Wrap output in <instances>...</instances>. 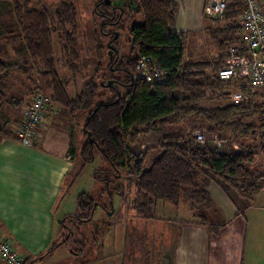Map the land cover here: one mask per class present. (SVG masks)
Instances as JSON below:
<instances>
[{"label": "trees", "instance_id": "obj_1", "mask_svg": "<svg viewBox=\"0 0 264 264\" xmlns=\"http://www.w3.org/2000/svg\"><path fill=\"white\" fill-rule=\"evenodd\" d=\"M3 1L10 4L20 27L28 60L22 64H8L3 61L0 49V112L8 104L17 107L25 102V97L9 99L6 94L10 75L21 73L32 88L21 116L39 91L48 105L54 103L62 107L71 120L81 115L78 122L83 119L80 125L85 142L80 156L85 162H92L97 151L110 165L115 177L121 178L122 173H126L132 179L134 201L141 200L140 205L145 209L155 208L158 202L178 207L186 201V214L191 213L196 218L195 223L209 227L212 234H217L222 227L209 223L205 216V210H210L207 190L210 182L225 194L235 192L248 202L264 191V174L255 168L258 158L264 157V118L261 117L264 104L245 107L232 103L228 97L231 83L217 77L230 47H236L240 56L245 54V31L240 20L245 11L242 1L226 0L221 21L204 18L209 24L206 32L214 46V56L192 61L184 56L187 35L175 28L177 4L173 0H134L135 8L128 10L121 7L118 10L117 5H113L116 0H108L109 4L105 3L107 0H95L94 12L102 21L100 30L107 35L110 45L106 49L95 40V65L82 55L77 12L72 2L63 1L49 7L43 0L35 4L33 0ZM114 10L117 15L108 18ZM136 17L140 22L125 28L123 24ZM109 27L112 31L106 33ZM125 29L128 51L120 55L118 30ZM142 57L150 60L148 67L159 70V82L146 83L137 79L136 66ZM78 79L84 82L79 91ZM39 81L43 91L38 87ZM108 81L114 85L107 87ZM69 93H75L74 97ZM210 102L212 106L207 107ZM189 118L200 123L194 129L200 128L206 134L221 138L232 137L244 153L221 152L199 145L190 134L166 135L154 147L142 148V136ZM8 124L0 123V138L17 141L11 131L13 124ZM242 140L252 144L243 145ZM257 140L261 141L258 149L254 147ZM154 150L159 152L156 158H152ZM76 200L77 213L63 217L59 223L61 232L66 230L67 235L46 252L22 264H34L61 245H67L75 232L66 222L89 223L96 206L107 208L86 194H79Z\"/></svg>", "mask_w": 264, "mask_h": 264}, {"label": "crops", "instance_id": "obj_2", "mask_svg": "<svg viewBox=\"0 0 264 264\" xmlns=\"http://www.w3.org/2000/svg\"><path fill=\"white\" fill-rule=\"evenodd\" d=\"M173 1L177 4L175 28L187 35L186 44L196 35L207 36L205 0ZM23 97L25 102L20 107L8 104L2 108L0 123L14 125L20 121L30 88ZM64 111L54 103L48 105L39 129L40 142L34 147L0 138V233L23 262L52 245L53 234L59 236L57 217L68 195L62 187L75 166L81 130V123ZM262 158L258 159L264 167ZM255 168L264 172L259 166ZM208 192L210 210H205V216L209 223L222 228L212 234L209 227H201L191 213H185L170 264H264V191L252 202L235 192L225 194L212 182Z\"/></svg>", "mask_w": 264, "mask_h": 264}, {"label": "rangeland", "instance_id": "obj_3", "mask_svg": "<svg viewBox=\"0 0 264 264\" xmlns=\"http://www.w3.org/2000/svg\"><path fill=\"white\" fill-rule=\"evenodd\" d=\"M43 1L49 7H55L63 1H70L74 4L77 12L78 39L82 48V55L85 59L88 57L89 62L93 61L92 64L95 65V49L97 46L95 40L98 39L99 43L106 49L109 42L107 35L100 30L102 21L94 12L95 0ZM36 2L37 0H33L34 4ZM113 5L126 10L135 8L134 0H116ZM139 22L140 20L136 17L127 20L123 25L128 28ZM111 31L112 29L109 27L106 33ZM118 32L117 45L121 55L128 51L126 46L127 34L126 29L124 31L118 30ZM0 34V49L3 61L8 64L26 62L28 55L23 48L20 27L10 9V4L3 0H0ZM193 38L192 42L186 44L185 57L192 61L211 59L214 56L212 55L214 46L210 42L209 35L202 36V38L200 35H196ZM103 54L106 56L107 51L104 50ZM93 69L94 66L89 69L90 75H92ZM38 83L40 85L38 87L42 89L41 82ZM83 83L81 79L77 80V91L81 89ZM7 88L8 98L16 100L22 98L29 88L30 92L32 91L28 80H25L21 73L10 75ZM255 91L261 93L262 89H256ZM69 94L73 98L75 93ZM257 100L260 101V98L258 97ZM211 103L213 102L208 103L206 106L211 107ZM222 103H225V101L222 100ZM17 107H20V105ZM3 113L4 110L0 116ZM64 115H66V111H64ZM78 116L81 115L76 116L75 122L79 121ZM261 117L264 118V114ZM82 121L83 119L80 118V123ZM199 124L189 118L181 123L161 126L150 135L141 137L142 148L154 147L157 141L166 135L190 134L193 137L194 133L204 131L200 128L194 129ZM77 137L79 147L76 150L75 166L62 187L63 192L68 190V195L64 199V206L60 211V215L57 217L58 222H61L66 214L75 215L77 213L78 200H76V197L79 194L95 197L109 209V212H111L110 210L112 212L108 215L101 212L100 208H96L92 221L89 223L76 225L75 221L66 222L67 226L75 232L74 238L67 245H61L54 252L34 264H170L179 235L180 222L187 212L186 201L183 200L178 207L158 202L155 208L153 206L143 208L140 205L142 204L141 200L134 201L136 195L132 186V179L126 173H122L121 178L115 177L111 173L110 165L100 157L97 151L94 152L92 162H85L80 156L81 141L85 142L81 130ZM260 142L257 140L254 144L256 149H258L257 146ZM241 143L243 145L252 144L249 140H242ZM152 154V158H156L159 152L154 150ZM261 160L264 162V158ZM255 166L264 169L259 159L255 162ZM256 170L259 173L261 172L260 169L256 168ZM96 178L102 181H97ZM118 189L120 192L117 191ZM109 204L112 208H109ZM56 227L59 236L52 235V245L67 235L66 230L59 234L61 228L60 226ZM49 247L41 252H46ZM20 253L22 254V251Z\"/></svg>", "mask_w": 264, "mask_h": 264}, {"label": "built area", "instance_id": "obj_4", "mask_svg": "<svg viewBox=\"0 0 264 264\" xmlns=\"http://www.w3.org/2000/svg\"><path fill=\"white\" fill-rule=\"evenodd\" d=\"M245 5L241 17L244 33L245 54L239 55L236 47H230L217 77L230 82L229 99L234 104L249 107L264 104V0H240ZM226 0H205L203 16L207 20L221 21L224 18ZM150 60L140 58L136 66V77L146 83L159 82L160 72L148 67ZM256 89H262L257 93ZM260 98L261 101L257 100ZM48 107L46 97L39 91L24 108L21 119L11 126L17 141L25 147H34L40 142V126ZM194 142L207 145L221 152L244 153L243 148L232 137L221 138L215 134L198 131L193 134ZM69 159H71L69 157ZM0 261L3 264H22L10 241L0 233Z\"/></svg>", "mask_w": 264, "mask_h": 264}, {"label": "flooded vegetation", "instance_id": "obj_5", "mask_svg": "<svg viewBox=\"0 0 264 264\" xmlns=\"http://www.w3.org/2000/svg\"><path fill=\"white\" fill-rule=\"evenodd\" d=\"M111 6H112V4H111ZM118 7V10H119V6H117ZM115 13V14H114ZM117 15V10H114L112 13H110L109 15H108V18L110 17V15ZM96 208H100L101 209V212H103V213H106V214H108L109 215V209L108 208H106V209H103L101 206H96L95 207V209H94V212H95V210H96Z\"/></svg>", "mask_w": 264, "mask_h": 264}, {"label": "water", "instance_id": "obj_6", "mask_svg": "<svg viewBox=\"0 0 264 264\" xmlns=\"http://www.w3.org/2000/svg\"><path fill=\"white\" fill-rule=\"evenodd\" d=\"M106 4H109V1L107 0L106 2H105ZM118 38V35H115V39H117ZM109 47H110V45H108ZM114 84H113V82L112 81H108L107 83H106V86L107 87H112ZM101 86H103V84L101 83ZM83 132H84V128H83ZM87 137L88 138H90V135L89 134H87ZM111 213V212H110ZM110 213H109V215H110Z\"/></svg>", "mask_w": 264, "mask_h": 264}]
</instances>
